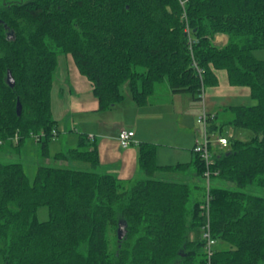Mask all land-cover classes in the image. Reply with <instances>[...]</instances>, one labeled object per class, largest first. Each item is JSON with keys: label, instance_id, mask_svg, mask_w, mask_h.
Returning a JSON list of instances; mask_svg holds the SVG:
<instances>
[{"label": "trees", "instance_id": "16d2710c", "mask_svg": "<svg viewBox=\"0 0 264 264\" xmlns=\"http://www.w3.org/2000/svg\"><path fill=\"white\" fill-rule=\"evenodd\" d=\"M180 1L1 0L0 151H19L34 138L48 156L57 136L51 89L60 55L89 81L99 111L125 99V83L137 107L164 80L172 94L198 101L218 85L219 72L256 104L223 107L232 116L225 122L205 112L209 189L199 155L159 166L156 146L147 142L138 148L143 177L122 182L100 170L96 144L83 134L54 159L89 170L39 166L30 182L22 164H0V264H264V198L245 192L264 189V60L253 56L264 50V0H182L183 8ZM217 34L225 44L214 43ZM226 125L252 137H222L227 145L214 152L211 135ZM157 173L183 175L172 182ZM213 178L233 188L213 186ZM194 192L200 198L190 205ZM207 192L209 257L202 238ZM42 206L48 220L39 222ZM198 228L201 240H191Z\"/></svg>", "mask_w": 264, "mask_h": 264}, {"label": "crops", "instance_id": "0c3cea01", "mask_svg": "<svg viewBox=\"0 0 264 264\" xmlns=\"http://www.w3.org/2000/svg\"><path fill=\"white\" fill-rule=\"evenodd\" d=\"M226 41L227 37L223 34H217L214 38V43L217 45H223ZM259 56L264 57V53H259ZM160 86L158 84L154 86L148 103L143 107L135 106L131 99L127 97L111 109L99 111L97 101L92 95L91 84L79 73L72 59L69 56L64 57L61 62L58 60L51 89V113L53 120L56 121L55 130L57 132L55 138L60 134L59 119L65 117L62 128L64 134L71 138L69 145L75 146L78 136L80 134L85 135L90 142L96 144L100 170L114 175L122 182L129 183L143 177L138 167V148L141 143L147 142L156 146V163L159 166L190 163L195 156L193 147L198 142L197 138L193 142V138L191 139L190 135L185 132H183L184 135L178 134L181 137L186 136L190 141L187 145L188 149L178 148V146L176 149H172V147L162 142L163 138L159 139L162 132L156 128L158 124L154 125V122L161 123L163 121L161 120L163 117L161 113L156 111H162L161 109L165 105L158 104L156 99L164 95L170 99L173 105L174 98H179L183 109L180 110L179 107V111L174 112V114L180 112L182 116L187 115L185 119L187 121L186 126L192 125L196 120L195 117L199 112L197 100L186 93L174 95L171 93L170 95V91L165 90L166 87L161 89ZM216 87L224 92L220 94L226 96L233 94V90L230 88L234 87L229 86L223 78L220 79ZM215 90L211 91L210 94H215ZM242 95L247 96L248 91H242ZM114 111L117 112L115 117L107 119V114L112 115ZM185 125L180 126L182 131L185 130ZM70 128L73 130L69 135L67 132L71 130ZM120 129L134 132V142L127 148H122L118 143L117 135ZM180 136L177 139L181 138ZM66 147L67 149L70 148L69 146ZM192 171L190 169L184 173L190 175L193 173Z\"/></svg>", "mask_w": 264, "mask_h": 264}, {"label": "rangeland", "instance_id": "374dc122", "mask_svg": "<svg viewBox=\"0 0 264 264\" xmlns=\"http://www.w3.org/2000/svg\"><path fill=\"white\" fill-rule=\"evenodd\" d=\"M1 3V0H0ZM259 53H264V50H256L253 52V56L258 59V60H264V57H260ZM64 57L68 56H63L60 55L58 60L61 62V60L64 59ZM219 82L220 79L223 78L226 81V77L224 72H220L218 75ZM158 85H161L160 88L163 89L164 87L165 90L168 89L167 82L164 80L160 82ZM121 92L127 99L129 97L128 93V86L127 83L123 84L121 86ZM216 89V90H215ZM214 88H206L202 95H201V100L197 101L199 112L196 115V120L202 116L203 112L211 115H217V121L218 122H225L229 121L232 116L231 114H227L223 112L221 109L223 106L226 105H232V106H253L256 104V101L251 100V98L247 96L242 95V91L246 92V89L244 88H230L233 90V94L231 95H223L220 94L222 93V89L215 87ZM226 89V88H225ZM215 90V94H210L211 91ZM224 93V92H223ZM171 95V92H170ZM174 95V94H173ZM156 97V96H155ZM175 97V96H172ZM158 104H163L165 105L161 110L162 111H156L160 112L161 115L163 116L161 120H163L161 123H157L156 121L154 122V125L158 124L156 128L162 132L160 135L159 139H162V142L167 144L168 146L172 147V149L178 148H187V145H189L190 141H188L186 136H180L185 132L187 135H190L189 137L192 139L193 142H195V139L197 138L198 142H201L203 140V127L201 124L196 123V120L193 122L192 125H185L187 121L185 119L187 118V115L182 116V114L179 112L177 114H174V112L179 111V107L181 108L180 110L183 109V105L180 101L179 98H174V103L173 105L170 102L169 98H166L164 95L159 96L157 99ZM109 113V112H108ZM114 114L110 115L107 114V119L108 118H113L115 117L117 112H112ZM169 114V116H168ZM66 119L60 118L59 119V130L60 134L57 138L51 139L48 143V156H43L41 154V145L40 143H37L34 138L26 140L23 144V147L21 146L19 148V151H15L14 149H9V150H4L0 151V164H7V163H20L24 167V170L26 172V175L31 182L36 169L39 166H57V167H63V168H69V169H74V170H89V166L83 162H72V161H56L54 159V155L60 152H65L67 147H75L70 146V137H68L66 134L63 132L62 128V123L63 120ZM160 124V125H159ZM186 126L185 130L182 131L180 126ZM71 129V128H70ZM71 129L67 134L72 133ZM180 134V135H178ZM194 134V137H193ZM178 135V136H177ZM66 136V138H64ZM181 137L177 139L178 137ZM68 137V138H67ZM218 137H225L227 139H239L241 141H248L252 137V133L245 130V129H240V128H234L232 126H224L222 127L221 133L211 135L210 141L211 145L213 146V151L217 152L218 151H223L224 149H221L220 145H217L216 139ZM190 140V139H189ZM65 142V143H64ZM185 146V147H184ZM188 149V148H187ZM191 149V148H190ZM169 151H177V150H169ZM181 154V153H180ZM183 174H169V173H157L154 178L158 180H164V181H174L177 182L178 180L181 179ZM211 184L213 186H224V187H230L233 188V185L228 184L224 181H221L217 178H213L211 181ZM245 192H248L250 194H254L260 197L264 198V189L256 187V186H248L245 189ZM199 193L201 192H194V196L192 198V201L190 202V205L193 204L194 200H197L200 198ZM36 218L39 222H44L48 220V210L46 207L42 206L38 208L36 212ZM114 237V233H110V239ZM189 238L194 241H199L201 240V230L198 228L194 230L193 232L190 233ZM225 245L223 243L217 242L215 245V248H223ZM113 246L111 245L110 249H112Z\"/></svg>", "mask_w": 264, "mask_h": 264}, {"label": "built area", "instance_id": "2783aa9c", "mask_svg": "<svg viewBox=\"0 0 264 264\" xmlns=\"http://www.w3.org/2000/svg\"><path fill=\"white\" fill-rule=\"evenodd\" d=\"M180 4L183 8L184 5V1H180ZM182 17H186L185 13L183 12ZM188 31V30H187ZM205 113L203 112L202 116L199 117L196 122L198 124H201L203 127V140L201 142H196L194 144L193 147V152L197 155L200 156V158L203 160L204 164H205V172H204V178L206 181V187L207 189H209V177H210V170L209 167L212 165V158H211V154H210V150H209V146H208V141L206 138V121H205ZM53 134H55V131L52 132ZM117 140L119 145L122 148H127L129 147L133 142H134V132L127 130V129H120L118 131V135H117ZM217 144H219L221 147H225L227 145V141L225 138L222 137H218L216 139ZM206 204H204V211H205V219H206V225L204 226V231L202 234V238L205 241V250L208 254V257L211 255L212 251V246L214 245V241L213 239H211L210 236V231H209V221H208V201H209V195L208 192L206 193Z\"/></svg>", "mask_w": 264, "mask_h": 264}, {"label": "water", "instance_id": "95a60500", "mask_svg": "<svg viewBox=\"0 0 264 264\" xmlns=\"http://www.w3.org/2000/svg\"><path fill=\"white\" fill-rule=\"evenodd\" d=\"M11 34H8L7 37H9ZM7 84L12 88L14 86V81L13 78L11 77L10 73L8 72L7 74V79H6ZM19 111V108H18ZM125 234V231L122 229V227L120 226L117 230V239L120 241L123 236Z\"/></svg>", "mask_w": 264, "mask_h": 264}]
</instances>
